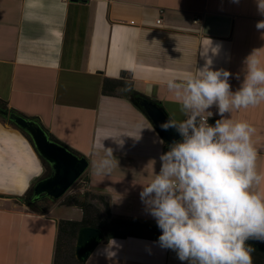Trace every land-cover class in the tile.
Returning <instances> with one entry per match:
<instances>
[{
    "label": "crops",
    "instance_id": "0c3cea01",
    "mask_svg": "<svg viewBox=\"0 0 264 264\" xmlns=\"http://www.w3.org/2000/svg\"><path fill=\"white\" fill-rule=\"evenodd\" d=\"M260 20L255 0H0V102L38 119L88 159L77 199L89 194L114 219L157 226L139 193L159 172L166 142L133 101L149 99L172 120H184L166 82L209 59L213 70L232 73L235 91L254 50L264 66ZM210 111L209 124L220 119L215 107ZM225 118L256 129L251 142L262 179L253 191L264 196V101ZM98 139L118 161L108 174L91 166L104 156L94 148ZM44 171L29 139L0 115V264H56L60 221L84 218L81 208L65 203L69 195L51 200L43 213L18 200ZM104 238L83 264H188L159 240Z\"/></svg>",
    "mask_w": 264,
    "mask_h": 264
},
{
    "label": "clouds",
    "instance_id": "9594fccd",
    "mask_svg": "<svg viewBox=\"0 0 264 264\" xmlns=\"http://www.w3.org/2000/svg\"><path fill=\"white\" fill-rule=\"evenodd\" d=\"M255 2L264 15V0ZM255 27L264 30V20ZM231 76L213 70L209 59L184 79L166 82L185 119L161 124L165 131L174 129L180 139L161 153L159 172L139 193L161 230L160 246L188 264H253L255 248L246 242H264V196L253 191L262 179L251 142L256 129L246 121L225 118V113L264 101V66L255 50L244 61V78L235 91ZM213 107L220 119L209 124ZM101 140L94 148L104 156L91 162L97 175L110 173L118 164L113 149Z\"/></svg>",
    "mask_w": 264,
    "mask_h": 264
},
{
    "label": "water",
    "instance_id": "95a60500",
    "mask_svg": "<svg viewBox=\"0 0 264 264\" xmlns=\"http://www.w3.org/2000/svg\"><path fill=\"white\" fill-rule=\"evenodd\" d=\"M133 102L151 119L159 135L167 144L180 139L174 129L165 131L161 128V124L171 118L160 105L149 99L136 98ZM0 115L26 132L31 137L37 153L51 166L50 176L36 183L35 194L46 195L52 201L64 197L88 169V159L72 152L64 144L54 141L39 120L22 116L4 107H0ZM102 240L103 233L100 229L82 227L76 242L77 259L79 261L87 259Z\"/></svg>",
    "mask_w": 264,
    "mask_h": 264
},
{
    "label": "trees",
    "instance_id": "16d2710c",
    "mask_svg": "<svg viewBox=\"0 0 264 264\" xmlns=\"http://www.w3.org/2000/svg\"><path fill=\"white\" fill-rule=\"evenodd\" d=\"M108 83L115 85V86H118V84L119 85L121 84V82L117 80H107L106 85ZM13 112H16V111H13ZM18 114L22 115L21 113H18ZM2 119L4 121H7V119L4 117H2ZM9 123L15 126L12 121H9ZM214 123L215 121L210 122V124H214ZM22 133L29 139V141L34 146V143L31 137L24 131H22ZM50 137L54 141L62 143L54 136L50 135ZM170 145L171 144L166 143L165 152L168 150ZM65 146L68 149H70L72 152L79 155L77 152L72 150L67 145ZM41 160L44 165L45 171L42 177L36 183H38L40 180H43L49 177L51 174V166L42 158ZM36 183L32 185V187L29 189V191L24 196L19 197L18 200L24 203L25 205H27L29 208L33 209L34 211L38 213H43L46 208L42 206V203L46 201H50V202L52 201L46 195L37 196L35 194L34 187ZM88 196L89 194H86L82 198L77 199L78 198L77 194L69 195L65 201L66 204H74L78 206L79 208H81L84 213V218L81 221H70V220L60 221L59 237H58V242H57L56 258H55L56 264H83V262L77 260L76 253H75V250H76L75 244L78 239L79 231L82 227H95V228L100 229L105 234L104 240H109V238H112V237L125 238L128 236H137V237L159 240V236L161 235V230L158 228V226L140 223V222H129V221H124V220L114 219L110 213V210H107L106 214H104L102 211L98 210L91 202H89ZM246 243L252 245L255 248V251L252 253L253 264H264V242H260L257 240H249ZM70 244H72V246L71 248H68Z\"/></svg>",
    "mask_w": 264,
    "mask_h": 264
},
{
    "label": "rangeland",
    "instance_id": "374dc122",
    "mask_svg": "<svg viewBox=\"0 0 264 264\" xmlns=\"http://www.w3.org/2000/svg\"><path fill=\"white\" fill-rule=\"evenodd\" d=\"M0 107H2L1 104H0ZM83 177H84V176H82V177L76 182V183H78V185H76L74 189H77V188H78V190H76V191H78L77 194L79 193L80 188H82V186H80V185H84V182L81 181V179H82ZM84 179H85V178H84ZM76 183H75V184H76ZM75 194H76V193H75ZM67 195H74V194H73V193L71 194V192H68V193L64 196V198L67 197ZM60 200H61V199H60ZM57 201H58V200H57ZM55 202H56V201H55ZM55 202H53V204H54ZM50 205H52V202H50V201H46V202H43V203H42V206L45 207V208L49 207ZM76 244H77V243H76ZM76 244H75V246H76ZM71 246H72V244H70L69 247H68V246H67V247H68V248H71Z\"/></svg>",
    "mask_w": 264,
    "mask_h": 264
},
{
    "label": "built area",
    "instance_id": "2783aa9c",
    "mask_svg": "<svg viewBox=\"0 0 264 264\" xmlns=\"http://www.w3.org/2000/svg\"><path fill=\"white\" fill-rule=\"evenodd\" d=\"M161 21H162V20L159 19V20L157 21V23H158V24H161ZM195 22L198 23V22H199V19H196ZM82 182H83V181H82ZM76 185H78V183L74 184V186H73L68 192H71V194H72V193H73V194L77 193L78 191H76V190H78V188H77V189H74ZM84 185H85V183H84ZM80 186H83V185H80Z\"/></svg>",
    "mask_w": 264,
    "mask_h": 264
},
{
    "label": "flooded vegetation",
    "instance_id": "af4514ba",
    "mask_svg": "<svg viewBox=\"0 0 264 264\" xmlns=\"http://www.w3.org/2000/svg\"><path fill=\"white\" fill-rule=\"evenodd\" d=\"M135 98H138V97H135ZM0 104L4 107V104L0 102ZM159 105V104H158ZM6 108V107H5Z\"/></svg>",
    "mask_w": 264,
    "mask_h": 264
}]
</instances>
